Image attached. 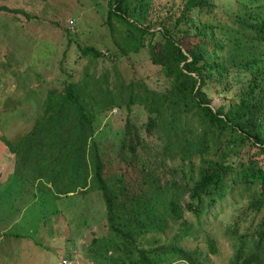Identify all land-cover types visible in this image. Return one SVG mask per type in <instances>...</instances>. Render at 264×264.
Returning a JSON list of instances; mask_svg holds the SVG:
<instances>
[{"label": "trees", "instance_id": "obj_1", "mask_svg": "<svg viewBox=\"0 0 264 264\" xmlns=\"http://www.w3.org/2000/svg\"><path fill=\"white\" fill-rule=\"evenodd\" d=\"M156 1L108 0L104 24L112 31V18L122 21L121 37L132 51L150 34L146 47L157 66V88L115 66L120 77L112 81L107 73L93 78L83 70L80 81L45 90L19 139L0 134V140L23 183H41L43 206L51 211L59 210L52 201L60 193L99 192L108 226L125 247L119 264H206L196 248L176 243L194 228L184 212L199 218L242 188L249 192L229 227V264H264V0H224L221 14L214 0H181L177 7ZM203 12L212 16L201 18ZM240 32L255 40L257 57L240 56ZM154 33L159 38L153 40ZM79 49L91 59L103 55L92 44ZM215 85L228 99L212 107L207 92ZM134 104L146 109L147 120H125L114 156L113 141L99 135L95 121L112 106L128 114ZM166 158L178 175L166 169ZM248 212L254 216L239 232ZM178 218L186 226L171 243L137 247L138 238L133 244L137 235ZM207 247L215 251L212 238Z\"/></svg>", "mask_w": 264, "mask_h": 264}, {"label": "rangeland", "instance_id": "obj_2", "mask_svg": "<svg viewBox=\"0 0 264 264\" xmlns=\"http://www.w3.org/2000/svg\"><path fill=\"white\" fill-rule=\"evenodd\" d=\"M214 1L217 13L221 14L224 0ZM180 2L155 3L177 7ZM0 5L8 8H0V134L10 140L16 141L31 127L47 88H59L66 80L80 81L83 70L93 78L107 73L112 81L120 77L116 76L115 66L125 77L145 78L151 87H158L157 66L147 54L146 40L150 34L143 36L144 45L136 51L125 49L127 44L121 35L126 25L112 18L111 31L104 24L108 0H0ZM209 16L212 15L207 12L200 15ZM238 37L240 56L257 57L255 40L242 32ZM157 38V33L152 34L153 40ZM85 44L101 49L103 55L95 59L82 55L79 46ZM214 89L216 85L207 92L212 107L228 99L218 96ZM101 114L95 121L97 132L113 141V154L117 156L125 120L143 123L149 113L142 105L134 104L128 114L119 106ZM165 162L166 169L178 175L167 158ZM13 166V153L0 140V264L120 263L125 247L108 226L98 191L82 195L72 191L60 193L54 198L57 201H52L59 207L54 212L43 206L41 183H23L22 170L13 171ZM248 192L246 188L232 189L199 218L185 211L183 216L194 228L188 235L178 236L176 243L196 248L206 256V264H229L234 243L229 227L244 206ZM251 216L254 215L248 212L245 220L240 221L239 232ZM185 226L181 218L168 219L162 229L137 235L133 244L139 238L137 247L165 246ZM208 238L214 240L215 251L208 249ZM132 248L135 255L136 248Z\"/></svg>", "mask_w": 264, "mask_h": 264}, {"label": "clouds", "instance_id": "obj_3", "mask_svg": "<svg viewBox=\"0 0 264 264\" xmlns=\"http://www.w3.org/2000/svg\"><path fill=\"white\" fill-rule=\"evenodd\" d=\"M174 262H178L181 264H187V262L184 259H178V260L173 261L172 263H174Z\"/></svg>", "mask_w": 264, "mask_h": 264}]
</instances>
